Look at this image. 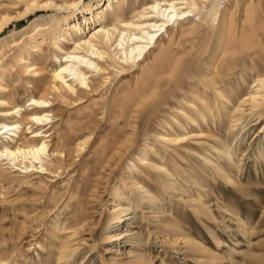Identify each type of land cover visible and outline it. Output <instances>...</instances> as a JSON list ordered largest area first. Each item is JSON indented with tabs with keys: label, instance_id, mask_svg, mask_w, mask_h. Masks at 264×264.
Returning <instances> with one entry per match:
<instances>
[{
	"label": "rangeland",
	"instance_id": "obj_1",
	"mask_svg": "<svg viewBox=\"0 0 264 264\" xmlns=\"http://www.w3.org/2000/svg\"><path fill=\"white\" fill-rule=\"evenodd\" d=\"M54 1L63 6L38 10L13 23L0 40L7 43L15 34L23 37L27 47L37 44L33 36L44 40L40 32L68 15L65 3L75 0ZM150 1L138 0L137 8ZM26 5L23 0H0V19L23 13ZM225 9L219 11L215 25L213 18L203 14V22L183 25L190 31L183 32L181 26L174 29V55L184 61L182 82L168 90L167 102L159 112L137 113L141 104L130 102L131 97L142 96L136 87L128 89L129 83L143 85L140 70L130 69L123 77L112 74L101 92L54 110L59 116L51 120L56 123L50 131L52 137L72 124L77 126L68 132V147L73 149L76 163L68 162L61 176L31 172V178H25L27 174L2 162L0 255L8 264H264V96L258 106L243 103L242 110L234 114L240 120L234 122L224 113L209 117L206 123L200 118L201 126H196L176 111H191L185 101L191 100L193 85L203 82L207 73L215 77L207 58L217 47L225 19L230 32L234 24L239 25L238 32L259 27L257 32L264 38V0H230ZM134 14L128 10L126 18ZM35 23L45 26L34 31ZM47 44L42 47L47 49ZM5 45L3 63L8 61L13 71L9 82L21 88L18 96L26 103L39 90L24 88L23 71L14 58L18 48ZM39 61L49 77L53 63ZM261 64L264 76L263 59ZM214 96L210 97L216 107ZM195 101L203 107L200 99ZM178 120L186 129L177 127ZM170 125L185 136L182 141L170 140L176 136ZM159 134L169 139H159ZM229 135L237 161L231 175L237 183L220 177L216 168L227 158L217 159L218 153L212 149ZM82 137L88 138V145L79 154L75 150ZM150 145L155 151L149 150ZM146 152L148 162H140L138 156ZM152 161L157 166L151 167ZM142 187L155 198L147 197ZM118 189L124 198H117ZM118 204L125 211L110 226Z\"/></svg>",
	"mask_w": 264,
	"mask_h": 264
},
{
	"label": "bare ground",
	"instance_id": "obj_2",
	"mask_svg": "<svg viewBox=\"0 0 264 264\" xmlns=\"http://www.w3.org/2000/svg\"><path fill=\"white\" fill-rule=\"evenodd\" d=\"M23 1L27 4L23 13L13 16L7 14L1 17L0 36L13 23L24 20L38 10L48 9L53 5L63 6L57 5L54 0ZM131 1H66L64 7L70 9L69 14L62 19L54 20L46 32H40L44 40L39 41L36 36H33V41L37 44L29 47L22 39L23 37L16 38L15 34L7 43L0 40V175L4 172L2 162L5 161L27 174L25 178H31L28 175L31 172L61 176V171L68 167V162L72 160L76 163L73 149L68 147V132H74L77 126L72 124L52 137L53 134L50 131L54 129L56 123L51 120L59 116L54 110L58 105H70L81 101L87 97L86 94L94 96L105 87L112 74L123 77L130 69L140 70L143 74V80L141 78L140 82L143 85L140 88L138 84L134 86L133 83H129L128 89L132 90L136 87L142 96L131 97L130 102L135 105L141 104L136 109L137 113L159 112L167 102L168 90L172 87H180L182 82L184 61L174 55V29L183 27L190 21L203 22V14L213 18V25H215L219 11L222 8L225 9L227 1L230 2V0H151L142 4L139 9L137 8L138 0ZM128 10L135 12L129 19L126 18ZM227 19L224 20L216 49L207 58L214 69L215 77H210L207 73L203 75V82L193 85L191 100L185 101L187 106H192L191 111L187 108L176 110L183 114L186 122L189 121L187 123L201 126L200 118L203 123H206L209 117L224 116V113L231 116V122L238 121L240 119L234 117V114L242 110L243 103L251 101L254 106H258L260 98L264 96L262 95L264 76L261 69L259 70L262 59L264 61V38L257 32L259 27H252L250 32L244 29L238 32L239 25L234 24L230 32L232 28ZM42 25L45 26L42 23H35L34 31L42 30ZM196 29L197 27L194 28ZM187 31L190 30H183V32ZM166 37L167 40L164 39ZM45 42L49 43L47 49L42 47ZM5 44L18 48L14 58L23 71L21 79L24 80L23 85H26L24 88L39 90L38 94L29 95L26 103L18 96L21 88L11 86L9 82L13 71L11 72L12 67L8 61L3 63L6 56L3 53ZM39 58L47 61L50 59L53 63L54 67L49 77L43 73L45 68L40 66ZM111 68L112 71H110ZM247 75L251 77V81H248ZM235 76L239 79L233 80ZM98 78L102 80L99 83ZM40 83L42 85H39ZM213 94L216 96V107L210 97ZM50 95L53 98H50ZM196 99L202 101L203 107L196 104ZM60 116L64 119V112ZM50 123H52L51 127L46 129ZM36 125L37 127L34 128ZM63 126L67 125L63 124ZM170 126L176 132V136L170 140L182 141L185 136L179 133L178 128L186 129L184 123L178 120L177 129ZM29 134L31 136H28ZM186 134L189 135L190 132ZM230 136L222 140L220 146H212V149L218 153L216 158H227L226 163H220L216 168L220 177L230 183H237L235 176L231 175L237 161L234 151L231 150ZM158 138L169 139V136L159 134ZM81 139L75 150L79 154L88 145L86 144L88 138ZM149 148L150 151H155L153 145ZM204 158L207 163H212L207 156ZM138 160L147 163V152L139 155ZM149 163L151 167L157 166V163L153 161ZM169 175L172 174L169 172ZM141 189L150 199L155 198L151 191L145 190L144 187ZM77 192L79 187L76 189ZM116 196L119 199L124 198L120 189L116 191ZM72 197L74 194L70 199ZM78 203L82 205L80 201ZM122 207L118 204L117 209L115 208L117 213L111 218L110 226L121 220L120 214L125 211ZM0 263L8 264L1 255ZM81 264L86 263L82 261Z\"/></svg>",
	"mask_w": 264,
	"mask_h": 264
}]
</instances>
